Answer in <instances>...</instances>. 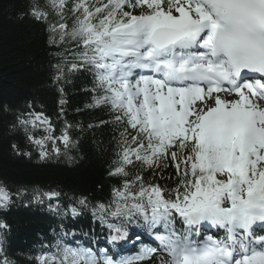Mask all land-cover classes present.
<instances>
[{
    "label": "snow or ice",
    "instance_id": "6c2138e0",
    "mask_svg": "<svg viewBox=\"0 0 264 264\" xmlns=\"http://www.w3.org/2000/svg\"><path fill=\"white\" fill-rule=\"evenodd\" d=\"M27 14L48 25L49 44L75 45L70 62L53 65L54 81L64 77L65 63L68 72L91 71L87 107H107L110 123L123 126L108 172L122 182L94 218L99 212L116 233L111 241L136 225L158 242L118 256L61 238L37 264H138L154 255L157 264H264V0H31ZM11 127L23 129L41 159L50 155L48 141L59 154L42 112ZM69 127L57 138L66 148ZM38 129L48 134L37 136ZM169 160L174 188L153 183L157 170L172 180L163 175ZM146 171L153 176L146 179ZM11 195L0 185V207ZM78 203L87 206L86 198ZM71 213L79 214L75 207Z\"/></svg>",
    "mask_w": 264,
    "mask_h": 264
},
{
    "label": "trees",
    "instance_id": "16d2710c",
    "mask_svg": "<svg viewBox=\"0 0 264 264\" xmlns=\"http://www.w3.org/2000/svg\"><path fill=\"white\" fill-rule=\"evenodd\" d=\"M30 3L0 0V185L12 194L11 203L0 207V221L8 226L0 229V261L7 257L14 264H37L35 257L45 250L55 251L51 246L61 238L71 247L105 242L102 249L110 252L105 245L113 231L98 219L99 212L97 218L93 212L97 205L109 204L113 188L121 185L122 177L108 172L116 159V141L123 126L110 123L112 113L107 107H87L94 95L91 71L68 72L70 63H65L64 77L54 81L53 65L63 57L70 62L75 45L49 44L48 25L27 14ZM40 3L44 5L45 0ZM49 11V22H55L58 18ZM61 99L65 104H60ZM33 112L49 118L59 154L48 141L50 155L41 159L40 149L28 141L23 129H12L17 117L25 119ZM101 121L109 123L101 125ZM66 125H71L67 130L73 142L67 148L57 139ZM47 134L35 130L37 136ZM168 163L163 175L172 180L159 179L157 170L153 183L174 188L176 169L171 160ZM138 169L139 165L129 171L134 175ZM144 176L152 177L153 172L146 171ZM51 191L60 196L48 199L44 193ZM81 198H86L87 206L78 203ZM72 207L78 215H72ZM108 223L117 222L109 217ZM138 264H157L156 256Z\"/></svg>",
    "mask_w": 264,
    "mask_h": 264
},
{
    "label": "bare ground",
    "instance_id": "6f19581e",
    "mask_svg": "<svg viewBox=\"0 0 264 264\" xmlns=\"http://www.w3.org/2000/svg\"><path fill=\"white\" fill-rule=\"evenodd\" d=\"M257 230H259V229H257Z\"/></svg>",
    "mask_w": 264,
    "mask_h": 264
}]
</instances>
